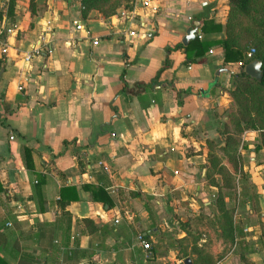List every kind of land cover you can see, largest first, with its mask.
I'll use <instances>...</instances> for the list:
<instances>
[{
	"label": "crops",
	"instance_id": "crops-1",
	"mask_svg": "<svg viewBox=\"0 0 264 264\" xmlns=\"http://www.w3.org/2000/svg\"><path fill=\"white\" fill-rule=\"evenodd\" d=\"M4 2L0 264H183L187 219L198 245L213 256L226 248L214 264H264L259 158L237 159L232 240L205 219L217 190L204 177L207 141L223 144L230 74L241 68L223 63L216 42L227 0H150L85 17L78 0H15L13 20ZM187 27L210 43L194 60L181 42ZM39 35L50 51L25 60Z\"/></svg>",
	"mask_w": 264,
	"mask_h": 264
},
{
	"label": "trees",
	"instance_id": "trees-1",
	"mask_svg": "<svg viewBox=\"0 0 264 264\" xmlns=\"http://www.w3.org/2000/svg\"><path fill=\"white\" fill-rule=\"evenodd\" d=\"M133 0H78L79 10L85 17L90 10H97L104 15L116 13L120 7H128ZM31 2V0H30ZM15 0H5L4 14L13 20ZM224 36L216 42L222 49L223 63L240 61L241 68L231 73L228 93L234 99V110L231 104L225 115L221 128V136L217 141H207V162L204 172L206 181L217 187L211 204L216 208L213 214L206 215V223L213 230L218 229V235L227 241L233 237L232 211L233 207L226 204V198L233 195L235 190L234 175L239 170L238 160L235 159L234 148L239 141V135L244 129L257 131L253 150H261L260 162L264 167V0H227L226 18L223 25ZM0 32V38H3ZM209 42L200 41L195 36L185 45L187 59L194 58L209 46ZM252 48L249 55L247 51ZM192 55V56H190ZM253 58L260 59L261 77L259 80L247 75L243 65ZM144 85L143 83H139ZM124 84L121 90H125ZM219 150L223 155H217ZM28 148H24L25 159H28ZM227 165L221 163V160ZM81 163V161H79ZM214 174L220 176L221 182L214 179ZM1 189V186H0ZM186 236L190 239L189 249L186 250L182 242L185 235L178 239L176 244L181 258L191 257L192 264H214L215 260L226 251L223 247L220 254L213 256L206 248V243L198 245L196 240L199 234L189 231V219L181 223ZM187 241V240H186Z\"/></svg>",
	"mask_w": 264,
	"mask_h": 264
},
{
	"label": "built area",
	"instance_id": "built-area-1",
	"mask_svg": "<svg viewBox=\"0 0 264 264\" xmlns=\"http://www.w3.org/2000/svg\"><path fill=\"white\" fill-rule=\"evenodd\" d=\"M132 3H133V4H137V3H139L140 5H150V0H133ZM48 22H49V21H46V26H45V28H44V31H48V32H49V31H50V26L48 25ZM72 22L75 24V26H76L77 28L81 27V24H80L79 21L73 20ZM6 30H8V29H6ZM129 33H130V34H133L134 32L130 30ZM42 42H43V41H42V35H39V36H38V39H36V41L30 46L29 51H27V52L25 53V55H24V59L27 60V59H28L33 53H39V52H41V51H45V52L48 53V52L50 51V49H49L48 47L42 48V46H41ZM92 42L95 43V42H96V39H93ZM0 49H1L2 51L5 50V46H4V44H3V42H2L1 39H0ZM251 52H253V49H252V48H250V49L247 51V54L249 55ZM238 62L241 64L240 61H238ZM20 87H21V86H18V88H20ZM10 137H12V136H10ZM95 163H96L100 168H102L104 171H107V170H108V166H107V164L104 162L103 159L99 158V159H97V160L95 161ZM136 236H137V238L139 239V241H140V243H141V246H142L143 248H147V247L149 246V243H148L147 241H145V240H144L139 234H137Z\"/></svg>",
	"mask_w": 264,
	"mask_h": 264
},
{
	"label": "water",
	"instance_id": "water-1",
	"mask_svg": "<svg viewBox=\"0 0 264 264\" xmlns=\"http://www.w3.org/2000/svg\"><path fill=\"white\" fill-rule=\"evenodd\" d=\"M195 33H196V30L194 27H187L184 35L181 38V42L183 44H186L189 39L195 36ZM6 61H8L7 58H6ZM260 65H261L260 59L253 58L243 65V71L245 74L255 78L256 80H259L261 77ZM182 263L192 264V261L189 256H185L184 258H182ZM77 264H90V263L87 261H84V262L77 263Z\"/></svg>",
	"mask_w": 264,
	"mask_h": 264
},
{
	"label": "rangeland",
	"instance_id": "rangeland-1",
	"mask_svg": "<svg viewBox=\"0 0 264 264\" xmlns=\"http://www.w3.org/2000/svg\"><path fill=\"white\" fill-rule=\"evenodd\" d=\"M230 104H231V110L233 111L234 110V99L231 98ZM244 130H246V129H244ZM255 134L256 135L253 137V139L250 138V139H248L246 141H244V140L242 141L241 140L240 134L237 135L239 137V141H238V143L236 144V146H235V148L233 150L234 151V155H235V159H241L242 157L246 158L247 157L246 155L249 154V152L252 155H254V157L256 159L257 158L261 159V150H253V148H252L253 144L255 142L256 136H257V131H255ZM241 148H243L242 149L243 154L240 153V149ZM216 154L217 155H221V156L223 155L219 150H216ZM263 183H264V181H263ZM263 186H264V184H263Z\"/></svg>",
	"mask_w": 264,
	"mask_h": 264
}]
</instances>
